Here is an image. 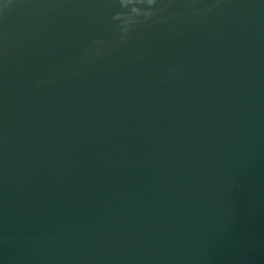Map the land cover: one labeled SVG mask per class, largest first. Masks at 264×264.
Segmentation results:
<instances>
[{"label": "water", "instance_id": "95a60500", "mask_svg": "<svg viewBox=\"0 0 264 264\" xmlns=\"http://www.w3.org/2000/svg\"><path fill=\"white\" fill-rule=\"evenodd\" d=\"M156 7L0 0V264H264V0Z\"/></svg>", "mask_w": 264, "mask_h": 264}, {"label": "clouds", "instance_id": "9594fccd", "mask_svg": "<svg viewBox=\"0 0 264 264\" xmlns=\"http://www.w3.org/2000/svg\"><path fill=\"white\" fill-rule=\"evenodd\" d=\"M119 7L123 10L113 15L114 22H118L117 27L120 32V37L117 43H123L129 35L132 28L140 23H148L153 21L159 14L161 9L157 8V4L161 0H116ZM207 11H211L208 9ZM96 45H100L101 41H95ZM97 55L100 54V49L97 48Z\"/></svg>", "mask_w": 264, "mask_h": 264}]
</instances>
